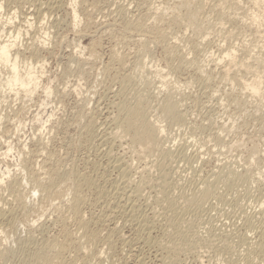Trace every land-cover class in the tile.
I'll return each instance as SVG.
<instances>
[{
  "label": "rangeland",
  "instance_id": "rangeland-1",
  "mask_svg": "<svg viewBox=\"0 0 264 264\" xmlns=\"http://www.w3.org/2000/svg\"><path fill=\"white\" fill-rule=\"evenodd\" d=\"M236 1L0 0V19L16 12L15 25L24 33L18 48L24 52L21 58L35 64L39 76V86L30 98L0 91V180L4 182L0 184V210L7 215L0 223V264H48L44 259H31L35 249L36 253L42 249L47 258L51 254L53 264H161L162 258L164 264H264V249L258 250L264 240V105L237 82L240 76L251 79V74L242 69L237 72L231 65L227 77L224 63L218 62L224 48L237 50L240 60L248 50H254L253 55L264 53L262 35L240 20L241 11L230 9ZM45 34L48 45L41 49L38 42L46 40ZM32 42H37V53L24 51ZM166 99L176 104L181 122L162 114L160 107ZM125 101L146 107L149 119L164 130L163 148L179 153L164 161L172 185L163 188V198L170 196L166 203L173 200L177 205L182 200L176 215L164 208L166 203L156 193L162 191L156 168L161 158L144 155L120 131L115 139L111 135L118 114L116 103ZM131 158L132 183L128 186L120 179L119 164H130ZM229 170L235 177L231 175L224 183L218 173ZM13 181H23L24 186L20 183L14 189ZM203 182L213 185L212 193L187 215L180 205L199 196ZM131 188L140 193L133 194ZM113 189L124 197L131 193L138 208L133 221L114 213L107 197ZM158 199L162 204L155 202ZM146 214L151 232L137 231L134 220ZM173 221L177 224L171 226ZM243 237L250 246L243 244ZM51 241L56 245L65 242L59 250ZM53 244L57 251L48 249ZM169 245L176 254L166 249L169 254L165 253L162 248ZM247 250L251 254L255 250L249 261Z\"/></svg>",
  "mask_w": 264,
  "mask_h": 264
},
{
  "label": "bare ground",
  "instance_id": "bare-ground-1",
  "mask_svg": "<svg viewBox=\"0 0 264 264\" xmlns=\"http://www.w3.org/2000/svg\"><path fill=\"white\" fill-rule=\"evenodd\" d=\"M233 5H231L230 6V9H232L233 7H234V11H241V14H239V16H240V20L247 26V27H250V28H252L253 29V32H255V34H259L260 36L262 35V38L264 39V0H237L235 3H232ZM243 4H246L247 5V7H244L243 8ZM41 5H43L42 3H40V6ZM48 5V4H47ZM47 7V6H46ZM48 8H49V6H48ZM124 8V7H123ZM123 8H121V9H123ZM246 8V9H245ZM2 9H3V5L2 4H0V11H2ZM41 10V9H40ZM120 10V9H119ZM123 10H125V8L123 9ZM122 10V11H123ZM121 11V12H122ZM123 13V12H122ZM126 13V12H125ZM1 15H2V13H1ZM0 15V16H1ZM75 15H76V13H75ZM237 15V14H236ZM3 16V15H2ZM32 17V16H31ZM17 19H18V16L16 17V12H14L13 14H12V16H10V17H4V20H2V18L0 19V25H1V28L3 29V30H0V38L2 37V36H4V38L6 39V40H3V41H0V91L1 90H7V91H9V92H13L14 93V96H19V95H23V96H25V97H27V98H30L31 96H33V94L35 93V91L37 90V88H38V86H39V76H38V73H37V68H35L36 67V65L34 64V66H32L31 64H28L27 63V59L26 60H24V59H22L23 57V55H24V52H20V50L18 49V48H20L19 47V42H20V37H23V36H21V34H24V33H21L22 31H21V29L20 28H18L15 24H16V21H17ZM29 21H30V18H28L27 16L24 18V22L26 23V24H28L29 23ZM19 22V21H18ZM20 23V22H19ZM112 26V25H111ZM115 26V25H114ZM126 26V25H125ZM124 26V28H126ZM9 28L10 30L11 29H13V30H11V31H7V30H5V28ZM20 27V26H19ZM31 27V26H30ZM129 27V26H128ZM127 27V28H128ZM27 28V27H26ZM127 28H126V30H127ZM7 31V32H6ZM98 31V30H97ZM108 31V30H107ZM23 32H25V31H23ZM102 32V31H101ZM109 32V31H108ZM104 33V32H103ZM107 33V32H106ZM142 34V33H141ZM144 34V33H143ZM28 35V34H27ZM85 35V34H84ZM83 35V36H84ZM139 36V35H138ZM22 39V38H21ZM45 39L46 40H43V39H39V45H40V48L41 49H44V48H46L47 47V41H48V39H49V37H48V34H45ZM144 40H146V39H144ZM23 41V40H22ZM33 43V42H32ZM264 43V42H263ZM22 44V43H21ZM27 44V43H26ZM31 44V43H30ZM27 46H28V44H27ZM27 46H25V48H24V46H23V48H24V51H33L34 53H37L38 52V50H39V47H38V45H37V42H35V43H33V44H31V48H29V46L27 47ZM257 46V45H256ZM22 47V46H21ZM251 47H253V46H251ZM254 48H257V47H254ZM261 48L262 49H264V46H261ZM225 49V48H224ZM222 50V48H221V50H222V52H224L223 53V56L224 57H220L219 56V60H218V62L219 63H224L223 65H224V69H225V71L223 72V73H226L227 74V77H229V71H230V66L231 65H233L235 68H236V70H237V72H240V70L242 69L246 74H251V79H246V78H244V76H240V79L237 81L238 82V84H242L243 85V87H244V90L245 91H247L248 93H249V95L250 96H252V97H257L258 99H260V104L261 105H264V92H263V90H264V72H262L261 71V68L262 67H264V53H258V54H254L253 55V51L254 50H248V55H247V57H245V58H242L241 60L238 58V55H237V50H235V49H230L229 50V48L228 49H225V50ZM32 52V53H33ZM221 53V52H220ZM257 53V52H256ZM29 54H31V53H29ZM33 55V54H32ZM31 55V56H32ZM22 57V58H21ZM218 57V56H217ZM25 58V57H24ZM32 59H33V57H31ZM31 58H29L30 60L29 61H31ZM22 59V60H21ZM253 61V62H249V61ZM28 61V62H29ZM226 61V62H225ZM34 63V62H33ZM37 63V62H36ZM216 65H217V63H216ZM43 65H41V66H39L38 67V69L40 68H43L42 67ZM259 67H260V70H259ZM3 76H2V75ZM166 78V77H165ZM234 81H235V79H234ZM120 93H121V91H120ZM123 93V92H122ZM126 93V92H125ZM244 93V92H243ZM124 94V93H123ZM20 97V96H19ZM116 97V96H115ZM118 98V97H117ZM252 99V98H251ZM124 101V100H123ZM254 101V100H253ZM127 103V104H126ZM130 102H126L125 101V103H116V108L118 109L117 110V112H118V114H114L115 116H114V118H113V123L112 124H114V126H115V128L117 129L116 131H115V128L113 129L114 131L113 132H111V135L114 137H116L120 132L123 134V136H127V137H129V139H130V142H131V144H132V146L133 145H137V147H140V149H139V151L141 152V153H144V155H146L145 153H147V154H156L157 156H159L160 158H161V160L162 161H159V162H157V164H156V168H158V171L160 170V172H159V175H158V177L160 178L159 180L160 181H157L158 183V186H160L161 185V187H162V191L161 192H157L156 191V193H158V195H159V193H160V196H162V198H163V195H164V193H165V189H163V188H166V186H167V184L169 183L170 184V182H168L169 180H168V173L170 174V172H166V170H165V168H164V163H166V162H164V161H166V160H170L175 154L177 155V153H178V151L177 152H175V151H171V149H164L163 148V141H165V139H164V137L165 136H163V133H164V130L158 125V123L156 122V121H152V120H150L149 119V117H148V110H147V108L146 107H142V106H140V105H138V104H135V103H133V104H129ZM119 106H118V105ZM111 107V106H110ZM161 108V112H162V114H165L166 116H169V118L170 119H172V121H177V122H181L182 120V118H181V116L177 113V111H176V104L175 103H173L170 99H166L165 101H164V103L162 104V106L160 107ZM112 110V109H111ZM150 110V109H149ZM2 117V116H1ZM89 121H90V119H89ZM94 120L92 119V122H93ZM104 121V120H103ZM94 123V122H93ZM92 124V123H91ZM42 125V124H41ZM89 125H90V122H89ZM94 125V124H93ZM92 126V125H91ZM89 128H87V129H89V130H91L90 129V126H88ZM92 128V127H91ZM93 129V128H92ZM86 131V130H85ZM118 131V132H117ZM120 131V132H119ZM93 133V132H92ZM91 133V134H92ZM95 133H97V132H95ZM95 133H93V134H95ZM109 133V132H108ZM118 133V134H117ZM88 134H89V132H88ZM92 134V136L94 137V135ZM96 135V134H95ZM91 137V136H90ZM90 137H88V138H90ZM110 137V136H109ZM115 137H114V139H115ZM108 138V137H107ZM104 139V138H103ZM111 139V138H110ZM129 139H128V141H129ZM94 140V139H93ZM106 141H107V139H105ZM117 140V139H116ZM105 141V142H106ZM108 141H110V140H108ZM113 141V140H112ZM115 141V140H114ZM102 143V142H101ZM108 144V143H107ZM106 143H105V145H107ZM110 144V143H109ZM113 145V144H112ZM127 146V145H126ZM111 146H109V148H110ZM120 147V146H119ZM123 147V146H122ZM129 147V146H128ZM133 147H135V146H133ZM121 148V147H120ZM130 148V150H131V147H129ZM128 149V148H127ZM133 149V148H132ZM135 149V148H134ZM179 149V148H178ZM177 149V150H178ZM181 149V148H180ZM107 150H108V148H107ZM110 150V149H109ZM136 150V149H135ZM134 150V151H135ZM9 151V150H8ZM111 151V150H110ZM109 151V152H110ZM113 151V150H112ZM139 151H137L136 150V152H139ZM194 151V150H193ZM180 153H181V151H179ZM105 153H108V151L106 152V150H105ZM113 152H111V154H112ZM135 153V152H134ZM135 154H137V153H135ZM140 154V153H139ZM139 154H137V155H139ZM179 154V153H178ZM182 154V153H181ZM187 154V153H186ZM106 155V154H105ZM108 155H110L109 153H108ZM121 155V154H120ZM143 155V154H142ZM118 156V155H117ZM182 156V155H181ZM184 156H186V155H184ZM184 156H182V157H184ZM195 156H196V153H195ZM111 157V156H110ZM139 157V156H138ZM177 157V156H176ZM114 158V157H113ZM128 158V157H127ZM160 158H159V160H160ZM189 158H191V159H193L194 158V160H195V157H190L189 156ZM110 159V158H109ZM124 158H122V160H123ZM139 159V158H138ZM182 159V158H181ZM186 159V157H184V160ZM111 160V159H110ZM114 160V159H113ZM116 160H118V158L116 159ZM125 160V159H124ZM134 160V159H133ZM172 160V159H171ZM190 160V159H189ZM96 161V160H95ZM193 161V160H192ZM108 162V161H107ZM112 162V161H111ZM116 162V161H115ZM125 162V161H124ZM128 162H130V164L129 163H123V164H119L120 165V167H119V170H120V172H119V176L121 177L120 179H122V182L124 183V184H128V183H130L131 182V176L130 175H132V174H130V172H132L131 171V166H132V158H131V161H128ZM185 162V161H184ZM112 163H114V162H112ZM190 163V162H189ZM232 163V162H231ZM98 164V163H97ZM116 164V163H115ZM139 164V163H138ZM171 164V163H170ZM176 164V163H175ZM225 164V163H224ZM223 164V165H224ZM111 165V164H110ZM109 165V166H110ZM177 165V164H176ZM115 166V165H114ZM190 166V165H189ZM118 167V166H117ZM122 167V168H121ZM134 167V166H133ZM147 167V166H146ZM230 167V166H229ZM116 168V167H115ZM195 168V167H194ZM114 169V168H113ZM218 169V168H217ZM136 170V169H135ZM139 170V169H138ZM201 170V169H200ZM240 170V169H239ZM211 171V170H210ZM223 171V170H222ZM227 171V170H226ZM230 171V170H229ZM219 172V173H221V174H219L218 172V175H219V179H222L223 181H224V183L225 182H227V180L226 179H229V180H231V175H232V177L234 178L235 176H233V174H234V171L233 172ZM133 173V172H132ZM225 173V174H224ZM74 174V173H73ZM241 174V173H240ZM1 175V174H0ZM12 175V174H11ZM76 175V174H75ZM102 175V174H101ZM142 175V174H141ZM150 175V174H149ZM192 175V174H191ZM215 175V174H214ZM217 175V176H218ZM70 176H72V175H70ZM80 176V175H79ZM86 176V175H85ZM238 176H240V175H238ZM242 177H243V175H241ZM244 176H245V174H244ZM68 178H71V177H69L68 176ZM81 178V177H80ZM110 178V177H109ZM108 178V179H109ZM119 178V177H118ZM244 178V177H243ZM73 179V178H72ZM76 179V178H75ZM83 179V178H82ZM148 179V178H147ZM151 179V178H150ZM153 179V178H152ZM218 179V180H219ZM237 180L238 179H240V177L238 178H236ZM22 180V179H21ZM74 180V179H73ZM77 180V179H76ZM87 180V179H86ZM97 180V179H96ZM99 180V179H98ZM133 180V179H132ZM142 180V179H141ZM144 180V179H143ZM149 180V179H148ZM156 180V179H155ZM158 180V179H157ZM221 180V181H222ZM242 180H244V179H242ZM242 180H240V181H242ZM75 181V180H74ZM73 181V182H74ZM113 181V180H112ZM144 181H146V180H144ZM234 181H236V180H234ZM245 181V180H244ZM3 182V180H0V184ZM23 181H20L19 183L17 182V181H13V184H14V186H13V188L15 189H17V186H18V184H19V186H20V183H22ZM26 182V181H25ZM82 182V181H81ZM80 182V183H81ZM87 182V181H86ZM88 182H89V180H88ZM93 182V181H92ZM139 182V181H138ZM143 182V181H142ZM147 182V181H146ZM149 182H150V180H149ZM229 182V181H228ZM4 183V182H3ZM2 183V184H3ZM79 183V182H78ZM132 183V182H131ZM204 183V182H203ZM202 183V184H203ZM212 183V182H211ZM233 183V182H232ZM6 184V183H5ZM23 184V183H22ZM81 184H83V183H81ZM86 184V183H85ZM88 184V183H87ZM101 184V183H100ZM113 184V183H112ZM117 184V183H116ZM140 184V183H139ZM160 184V185H159ZM205 184V183H204ZM228 184V183H227ZM17 185V186H16ZM123 185V184H122ZM172 184H170L169 185V187L171 186ZM201 185V184H200ZM226 185V184H225ZM230 185V184H229ZM18 186V187H19ZM23 186H24V184H23ZM76 186V185H75ZM92 186V185H91ZM90 186V187H91ZM113 186H116L115 184L113 185ZM117 186H118V184H117ZM124 186V185H123ZM122 186V187H123ZM128 186H130L129 184H128ZM157 185H156V187H158ZM212 186V189H213V185H211ZM211 186H209V185H207V184H205V185H202L201 187L202 188H200V190H201V192H200V194H199V196H197V194L196 195H194V197H191L190 195V199H185L184 201H183V205L184 206H182L181 207V205H180V209L181 208H185V209H183L182 211H186V213H187V211H192L191 210V208H193L194 210H195V208H197V207H199V205L200 206H202V204L204 203V201L207 199V198H209V196L211 195V193H212V190H211ZM86 187V186H85ZM87 187H89L88 185H87ZM103 187V186H102ZM110 187V186H109ZM136 187H138V186H136ZM142 187V186H141ZM168 187V188H169ZM195 187H197V186H195ZM21 188H23V187H21ZM33 188L34 189H32V191L34 192V193H37V191H36V186L34 187L33 186ZM78 188V187H77ZM79 188H80V186H79ZM83 188V187H82ZM81 188V189H82ZM101 188V187H100ZM99 188V189H100ZM111 188V187H110ZM109 188V189H110ZM119 188V187H118ZM128 188V187H127ZM127 188H126V190H127ZM139 188V187H138ZM160 188V187H159ZM171 188V187H170ZM220 188V187H219ZM237 188V187H236ZM19 189V188H18ZM94 189H95V187H94ZM102 189H105V191H106V188H102ZM112 189V188H111ZM124 189H125V187H124ZM130 189V188H129ZM136 190H137V188H135ZM77 190V189H76ZM79 190V189H78ZM88 190V189H87ZM121 190V189H120ZM134 190V189H133ZM159 190V189H158ZM168 190V189H167ZM171 190V189H170ZM169 190V191H170ZM215 190V189H214ZM229 190V189H228ZM17 191V190H16ZM24 191V190H23ZM104 191V192H105ZM108 191V190H107ZM138 191H139V193H140V190L138 189ZM138 191H136V193L134 192L133 193V191H132V188H131V192L133 193V194H137L138 193ZM15 192V191H14ZM19 192V191H18ZM100 192H102L101 190H100ZM109 192V191H108ZM197 192V191H196ZM226 192V191H225ZM16 193V192H15ZM75 193V192H74ZM77 193V192H76ZM130 193V192H129ZM141 193H142V191H141ZM155 193V194H156ZM167 193L169 194V192L167 191ZM199 193V192H198ZM20 194V193H19ZM22 194V193H21ZM20 194V195H21ZM78 194V193H77ZM96 194V193H95ZM100 194V193H99ZM106 194V193H105ZM131 194V193H130ZM130 194L126 197H124V193H119L118 192V190H114L113 189V193L111 194V193H109V195H107V197H110V198H108V199H110V200H112V201H110L111 202V204H113L114 206L112 207L113 208V210L115 211H113V210H111L112 212L110 213V215L112 214L113 215V212L115 213V214H117V213H119L120 215H122V216H124L125 218H128V219H135L136 217H135V213L138 211V210H135V209H138V208H136L137 207V204H135V202L133 201V198L130 196ZM144 194V193H143ZM168 194H166V195H168ZM173 194V193H172ZM219 194V193H218ZM19 195V196H20ZM73 195H75V194H73ZM80 195V194H79ZM78 195V196H79ZM98 195V194H97ZM102 195V194H101ZM134 195V196H135ZM139 195V194H138ZM157 195V194H156ZM18 196V197H19ZM82 196V195H81ZM100 196V195H99ZM123 196V197H122ZM185 196V195H184ZM195 196H197V197H195ZM75 197V196H74ZM83 197V196H82ZM106 197V198H107ZM155 197H157V196H155ZM181 197V196H180ZM179 197V198H180ZM214 197V196H213ZM20 198H22V197H19V200H20ZM24 198V197H23ZM22 198V199H23ZM79 198V197H78ZM100 198V197H99ZM101 198H103V197H101ZM132 198V199H131ZM161 198V199H162ZM168 198H170V196L169 197H167V199ZM173 198V197H172ZM171 198V199H172ZM178 198V197H177ZM179 198H178V200H179ZM183 198V197H182ZM185 198V197H184ZM183 198V199H184ZM21 199V200H22ZM25 199V198H24ZM75 199V198H74ZM83 199V198H82ZM122 199V200H121ZM165 197L163 198V201H164V203L163 204H165L168 200H167ZM174 199V198H173ZM176 199V198H175ZM181 199V198H180ZM223 199V198H222ZM226 199V198H225ZM224 199V200H225ZM79 200V199H78ZM154 200H156V199H154ZM165 200H167V201H165ZM23 201V200H22ZM77 201V200H76ZM83 201V200H82ZM97 201V200H96ZM102 201V200H101ZM106 201V200H105ZM105 201H102V202H105ZM176 201V200H175ZM207 201V200H206ZM214 201V200H213ZM77 202H79V201H77ZM77 202H75V203H77ZM109 202V201H108ZM155 202H157V203H161L162 201H160L159 199L157 200V201H155ZM181 202H182V200H180V202H179V204H181ZM203 202V203H202ZM70 203H72V202H70ZM83 203V202H82ZM137 203V202H136ZM178 203V202H177ZM72 204H74V203H72ZM97 204V203H96ZM122 204V206L120 207V205ZM162 204V203H161ZM178 204V205H179ZM76 205V204H75ZM78 205V204H77ZM104 205V204H103ZM105 205H107L106 203H105ZM145 205V204H144ZM176 203H174L173 202V200L172 201H169L168 203H166V207H164L165 205H163V207L166 209L167 208V210L169 211V212H171L172 214H174V215H176L177 214V211L180 213V211H179V206H178ZM141 205H139V207H140ZM160 206V205H159ZM178 206V207H177ZM77 207V206H76ZM120 207V208H119ZM72 208H73V206H72ZM119 208V209H118ZM142 208H143V206H142ZM146 208V207H145ZM75 209V208H74ZM118 209V210H117ZM149 209V208H148ZM5 210H7V209H5ZM9 210V209H8ZM12 210V209H11ZM72 210V209H71ZM104 210V209H103ZM150 210V209H149ZM153 210V209H152ZM200 210V209H199ZM199 210H196L197 212L199 211ZM14 211V210H13ZM105 211V210H104ZM103 211V212H104ZM142 211H144V210H142ZM154 211V210H153ZM181 211V212H182ZM78 212V211H77ZM77 212L76 213H74L75 214V216L76 215H78L77 214ZM202 212V211H201ZM5 211H3V210H0V223L1 222H3V220H4V218L7 216H5ZM15 213V212H14ZM73 213V212H72ZM105 213V212H104ZM138 213V212H137ZM168 213V212H167ZM194 213H196V212H194ZM9 214H10V212H9ZM8 214V215H9ZM73 214V215H74ZM101 214V213H100ZM139 214H140V212H139ZM148 214V213H147ZM147 214L145 215V216H141V219L138 221H136V220H134L135 222H136V224H135V226H137L136 228H137V231H150V230H152V223H151V221H150V219L149 218H147L148 216H149V214H148V216H147ZM153 214H154V212H153ZM190 214H191V212H190ZM11 215V214H10ZM15 215V214H14ZM102 215V214H101ZM156 215V214H155ZM182 215V214H181ZM187 215H188V213H187ZM195 215V214H194ZM81 216V215H80ZM79 216V217H80ZM107 216V215H106ZM122 216H121V218H122ZM153 216V215H152ZM161 216V215H160ZM190 216V215H189ZM14 217V216H13ZM77 217V216H76ZM108 217L109 216H107V219H108ZM139 217V216H138ZM154 217V216H153ZM155 217H157V216H155ZM10 218V217H9ZM8 218V219H9ZM124 218V219H125ZM140 218V217H139ZM175 218V217H174ZM173 218V219H174ZM177 218V217H176ZM7 219V218H6ZM7 219V220H8ZM11 219H12V217H11ZM14 219V218H13ZM91 219V218H90ZM99 219V218H98ZM98 219H96V220H98ZM107 219H105V220H107ZM138 219V218H137ZM153 219V218H152ZM164 219H166V218H164ZM178 219H179V217H178ZM10 220V219H9ZM76 220V219H75ZM78 220H79V218H78ZM78 220H76V221H78ZM81 220V219H80ZM79 220V221H80ZM82 220H83V218H82ZM95 220V221H96ZM130 220V221H131ZM246 220V219H245ZM11 221V220H10ZM15 221V220H14ZM75 221V222H76ZM78 221V222H79ZM90 221H93V220H90ZM95 221H93V222H95ZM110 221V220H109ZM127 221V220H126ZM133 221V220H132ZM178 221V220H177ZM6 222V221H5ZM81 222V221H80ZM88 222V221H87ZM97 222V221H96ZM174 222V221H173ZM169 223L171 226L173 225V224H177V222L175 223ZM12 223V222H11ZM16 223V222H15ZM77 223V222H76ZM84 223V222H83ZM86 223V222H85ZM89 223V222H88ZM125 223V222H124ZM82 223H80V226L78 227V229L79 230H81V225ZM94 224V223H93ZM92 224V225H93ZM97 224V223H96ZM154 224V223H153ZM1 226L3 225V223L2 224H0ZM91 225V226H92ZM108 225V224H107ZM169 225V226H170ZM7 226H9V225H7ZM11 226H13V225H11ZM10 226V227H11ZM17 226V225H16ZM86 226H87V224H86ZM113 226V225H112ZM125 226V225H124ZM176 226V225H175ZM214 226V225H213ZM3 227V226H2ZM1 227V228H2ZM84 227H85V224H84ZM88 227V226H87ZM87 227H85L86 228V231H87V229H89V228H87ZM184 227V226H183ZM12 228V227H11ZM13 228H15L14 226H13ZM85 228H83V230L85 229ZM164 228V227H163ZM175 228V227H174ZM188 228V227H187ZM90 229H91V227H90ZM112 229H113V227H112ZM135 229V228H134ZM1 230V229H0ZM4 229H2V231H3ZM9 230H11V229H9ZM14 230H16V229H14ZM110 230V229H109ZM189 230V229H188ZM77 231V230H76ZM82 231V230H81ZM85 231V232H86ZM93 231V230H92ZM92 231H90V232H92ZM135 231V230H134ZM1 232V231H0ZM4 232V231H3ZM78 232V231H77ZM84 232V231H83ZM96 232V231H95ZM102 232V231H101ZM111 232V231H110ZM151 232V231H150ZM182 232V231H181ZM93 233V232H92ZM109 233V232H108ZM176 233V232H175ZM1 234V233H0ZM65 234H68L67 232L65 233ZM64 234V235H65ZM70 234V233H69ZM86 235L88 234V233H85ZM90 234V233H89ZM113 234V233H112ZM118 234V233H117ZM121 234V233H120ZM140 234V233H139ZM150 234V233H149ZM189 234V233H188ZM71 235V234H70ZM72 235H73V233H72ZM81 235V234H80ZM97 235V234H96ZM144 235H146V234H144ZM177 234H175V236H176ZM263 235V234H262ZM90 236V235H89ZM98 236V235H97ZM108 236V235H107ZM148 237H150L149 235H147ZM186 236V235H185ZM246 236V235H245ZM66 237V236H65ZM65 237H63V238H65ZM68 237V236H67ZM72 237V236H71ZM76 237V236H75ZM84 237V236H83ZM92 237H93V234H92ZM91 237V238H92ZM94 237H96L95 235H94ZM93 237V238H94ZM123 237V236H122ZM240 237V236H239ZM261 237V236H260ZM263 237V236H262ZM261 237V238H262ZM80 237H78L77 239H79ZM90 238V237H89ZM92 238V239H93ZM97 238V237H96ZM95 238V239H96ZM124 238V237H123ZM136 238V237H135ZM175 238V237H174ZM177 238V237H176ZM76 239V240H77ZM85 239V238H84ZM88 239V238H87ZM144 239V238H143ZM227 239V238H226ZM225 239V240H226ZM242 239V242H243V244H246V243H244V242H247V237L246 238H241ZM76 240L74 239V242H76ZM80 240H82V239H80ZM79 240V241H80ZM97 240V239H96ZM95 240V241H96ZM139 240V239H138ZM141 240V239H140ZM147 240H148V238H147ZM188 240V239H187ZM231 240V239H230ZM239 240V239H238ZM41 241V240H40ZM46 241V240H45ZM54 241V240H53ZM53 241H51V243H56V242H53ZM65 241H66V238H65ZM64 241V242H65ZM78 241V240H77ZM94 241V239H93V242H95ZM135 241V240H134ZM224 241V240H223ZM31 242V241H30ZM33 242H35V241H33ZM32 242V243H33ZM48 242V241H47ZM47 242L45 243V244H47ZM64 242H62V243H64ZM69 242V241H68ZM81 242H84L83 240L81 241ZM80 242V243H81ZM89 242V241H88ZM92 242V243H93ZM124 242V241H123ZM129 242V241H128ZM132 242V241H131ZM138 242V241H137ZM145 242V241H144ZM158 242V241H157ZM220 242V241H219ZM226 242V241H225ZM240 242V241H239ZM261 243H259V246H258V244H257V246H258V250H263L264 249V240H262V241H260ZM62 243H60L62 246H63V244ZM79 243V244H80ZM86 243V242H85ZM85 243H83V245H86ZM89 243H91V242H89ZM89 243H87L88 245H89ZM97 243V242H96ZM152 243H154V241L152 242ZM160 243V242H159ZM159 243L157 244V246H159ZM169 243V242H168ZM218 243V242H217ZM248 243V242H247ZM30 244V243H29ZM36 244V243H35ZM48 244H49V242H48ZM54 244H53V246H50L48 249H52V248H54L55 246H54ZM60 244H55L56 246H58L59 245V247L61 246ZM66 244V243H65ZM68 244V243H67ZM70 244V245H69ZM68 245L69 246H71V243H69ZM73 244V243H72ZM79 244H77V245H79ZM112 244V243H111ZM143 244V243H142ZM148 244V243H147ZM155 244H156V242H155ZM225 244V243H224ZM27 245V244H26ZM25 245V246H26ZM31 245V244H30ZM29 245V246H30ZM37 245V244H36ZM40 245H42V244H39V246L38 247H40ZM49 245H51V244H49ZM75 245V244H74ZM76 245V246H77ZM81 246H82V244H80ZM150 245V244H149ZM177 245V244H176ZM227 245V244H226ZM248 245H249V243H248ZM254 245V244H253ZM44 246V245H43ZM46 246V245H45ZM44 246V247H45ZM48 246V245H47ZM170 246V245H169ZM236 246V245H235ZM250 246V245H249ZM248 246V247H249ZM252 246V245H251ZM257 246H254L255 248H257ZM28 247V246H27ZM32 247V246H31ZM65 247V246H64ZM64 247H62L63 249H64ZM72 247V246H71ZM79 247V246H78ZM85 247V246H84ZM88 247V246H87ZM87 247H85V248H87ZM161 247V246H160ZM159 247V248H160ZM174 247V246H173ZM173 247H171L170 246V248L168 247V246H165V247H163L162 249H164V251H165V249L167 250V251H169L170 253L171 252H174L175 254H176V249H174ZM253 247V246H252ZM253 247V248H254ZM34 248V247H33ZM46 248V247H45ZM75 248V247H74ZM89 248V247H88ZM91 249H92V247H90ZM150 248V247H149ZM180 248V247H179ZM254 248V249H255ZM26 249V248H25ZM30 249V248H29ZM59 250H61V247L60 248H58ZM57 249V250H58ZM66 249V248H65ZM81 249H84V248H81ZM111 249V248H110ZM247 249V248H246ZM249 249V248H248ZM250 249L252 250V248L250 247ZM249 249V250H250ZM22 250V249H21ZM27 250V249H26ZM36 250V249H35ZM35 250H34V254H33V256H32V260H35V261H37V260H39V259H44V260H46L47 262H49L48 264H51V262H52V264H53V260H51V262H50V259H49V256L51 255H49L48 256V258L47 257H44V256H47V253H45L44 254V256L42 255V249H40V250H38V251H40V252H35ZM49 250V251H50ZM53 250V249H52ZM54 250L55 251H57L55 248H54ZM86 250V249H85ZM88 250V249H87ZM90 250V249H89ZM108 250V249H107ZM256 250V249H255ZM255 250H254V252H255ZM258 250H257V253H258ZM20 251V250H19ZM30 251H31V249H30ZM91 251H93V250H91ZM167 251H165V253L167 254L168 252ZM179 251V250H178ZM23 252V251H22ZM33 252V251H32ZM87 252V251H86ZM140 252V251H139ZM247 252H248V254H247V258H245V259H248L252 254L250 253V251H248L247 250ZM260 252V251H259ZM6 253V252H5ZM50 253H51V251H50ZM53 253V252H52ZM164 253V252H163ZM256 253V254H257ZM263 252H261V254H262ZM8 254H9V251H8ZM11 254V253H10ZM14 254V253H13ZM12 254V255H13ZM19 254V253H18ZM17 253L15 254V255H18ZM25 254V253H24ZM24 254H22V255H24ZM49 254V253H48ZM79 254V253H78ZM90 254V253H89ZM169 254V253H168ZM167 254V255H168ZM255 254V253H254ZM264 254V253H263ZM4 255V254H3ZM6 255V254H5ZM11 255V256H12ZM28 255V254H27ZM99 255V254H98ZM111 255V254H110ZM162 255V254H161ZM258 255H259V253H258ZM258 255H257V257H258ZM88 256V255H87ZM112 256V255H111ZM261 256V255H260ZM259 256V257H260ZM3 257V256H2ZM5 258H4V260L7 258L6 256H4ZM14 257V256H13ZM13 257H11L12 259H13ZM29 257V256H28ZM31 257V256H30ZM168 258L170 257V256H167ZM242 257V256H241ZM255 257H256V255H255ZM19 258V257H18ZM21 258H23V256L21 257V255H20V259ZM51 258V257H50ZM86 258V257H85ZM92 258V257H91ZM253 257H251V259H252ZM262 258V257H261ZM30 259V258H29ZM51 259H58V258H51ZM163 259V258H162ZM162 259H161V262L164 264V262L162 261ZM167 259V258H166ZM250 258L247 260V261H249V260H251ZM256 259V258H255ZM255 259L253 260L254 262H255ZM11 260V259H10ZM24 260H28V259H24ZM12 261H14V260H12ZM11 261V262H12ZM18 261V260H17ZM34 261V262H35ZM61 261V260H60ZM60 261H55V262H60ZM112 261V260H111ZM166 261V260H165ZM246 261V262H247ZM4 262V261H3ZM20 262H21V260H20ZM29 262V261H28ZM31 262V261H30ZM41 262V261H40ZM42 262H43V260H42ZM46 262V263H47ZM99 262V261H98ZM101 262V261H100ZM141 262H143L142 260H141ZM242 262V261H241ZM253 262V263H254ZM262 262V261H261ZM260 262V263H261ZM15 263V262H14ZM19 263V262H18ZM23 264H24V262H22ZM70 263V262H69ZM139 263V262H138ZM161 263V264H162ZM175 263V262H174ZM248 263V262H247ZM246 263V264H247ZM250 263V262H249ZM21 264V263H20ZM32 264V263H31ZM34 264V263H33ZM42 264V263H41ZM44 264V263H43ZM58 264V263H57ZM60 264V263H59ZM61 264H64V262L62 263V261H61ZM66 264H68L67 262H66ZM71 264H72V262H71ZM74 264V263H73ZM99 264H101V263H99ZM103 264V263H102ZM111 264V263H110ZM178 264H179V262H178ZM251 264H252V262H251ZM262 264V263H261Z\"/></svg>",
  "mask_w": 264,
  "mask_h": 264
}]
</instances>
